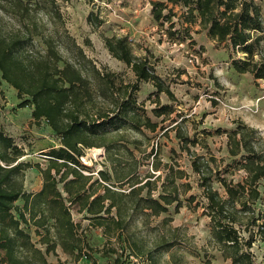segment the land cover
I'll return each mask as SVG.
<instances>
[{"label": "trees", "instance_id": "16d2710c", "mask_svg": "<svg viewBox=\"0 0 264 264\" xmlns=\"http://www.w3.org/2000/svg\"><path fill=\"white\" fill-rule=\"evenodd\" d=\"M168 5L184 10L177 24ZM151 7L155 22L169 24V40H182V31L189 28L184 26L197 25L210 40L227 43L244 56L231 61L237 74L264 83V21L255 0H157ZM86 19L93 30L103 24L94 12ZM102 40L111 57L130 69L133 82L87 57L68 32L57 0H0L1 80L17 92L18 108L31 106L34 123L45 121L59 138V147L42 153L47 162L42 168L20 161L24 151L0 130V264H54L47 255L57 248L75 262L84 258L90 264H98L96 254L112 257L109 264H189L188 256H198L192 237L173 227L171 217L153 225L170 207L175 214L182 208L201 209L208 218L203 264H211L210 250L225 264H264V255L258 261L252 250L256 243L264 245V211L257 208L264 201V138L259 130L243 122L216 130L225 135L232 158L224 164L208 149L210 131L202 130L199 138L190 135L182 121L176 123L170 129L191 173L174 158L164 162L157 149L145 155L142 139L133 135L156 132L159 123L152 117L163 122L174 112L171 105L160 103L161 94L172 102L176 98L156 74L151 56L134 55L126 36ZM141 83L155 89L152 117L138 101ZM88 149H103L109 165L97 178L85 173L80 161ZM134 151L151 158V170L143 176ZM30 168L41 175L36 192L24 189ZM240 172L243 177L234 181ZM193 188L199 194H191ZM19 200L21 206L16 205ZM73 210L88 222L85 229L73 220ZM29 228H34L41 247L32 242ZM87 229L101 231V249L89 245Z\"/></svg>", "mask_w": 264, "mask_h": 264}, {"label": "rangeland", "instance_id": "374dc122", "mask_svg": "<svg viewBox=\"0 0 264 264\" xmlns=\"http://www.w3.org/2000/svg\"><path fill=\"white\" fill-rule=\"evenodd\" d=\"M152 1L157 0H57V3L68 32L97 67H106L127 82L134 81L130 69L111 57L102 40L103 36H126L131 42L134 55H150L156 74L169 85L176 100L172 102L161 94L159 101L162 105H171L174 112L161 122L162 118L156 119L150 115V110L154 108L151 102L155 99V89L151 84H140L138 101L144 104L152 120L159 123L154 133L145 131L143 136L132 134L142 139L145 155L152 149H157L164 162H170L174 158L183 169L191 173L188 157L179 151L178 140L170 129L176 123L183 122V127L190 135L196 134L202 138V130L210 131L212 135L206 138L210 153L217 159H223L224 164L230 163L232 158L227 154L226 137L223 134L217 135L215 131L230 130L238 122H243L259 130L264 138V83L260 80L255 82L249 74H237L231 67V61L234 58L244 59V56L235 54L227 43L210 40L206 32L197 25H183L189 28L187 32L182 31L179 37L182 40H169L166 34L169 24L164 23L161 26L152 18ZM255 2L260 6L264 21V0ZM168 8L176 14L173 22H180L177 17L184 10L171 5ZM90 12L103 20L98 30H93L87 22ZM176 28H179L178 25ZM20 102L17 92L1 80L0 74V130L12 137L15 144L24 151L25 155L20 161L31 165L39 164L45 168L47 162L41 155L51 147H59V138L45 121L34 123L31 117L32 107L18 108ZM167 129L169 130L166 131ZM196 151L199 154L206 153V149L196 148ZM134 154L142 161L139 173L143 176L151 170V158L145 159L138 151H134ZM80 161L87 167L85 173L93 174L94 178H97L98 171L109 170L103 149L86 150ZM242 177L241 172L233 176L234 181H239ZM226 178L230 179L231 176L227 175ZM190 180L195 185L194 176ZM41 182V175L36 169L25 171V191H36ZM59 188L61 189V185ZM214 188L223 193L218 183H214ZM260 190H264V183ZM191 194H199V191L193 188ZM16 205L21 206L22 200L17 201ZM257 208L264 211V201L258 202ZM164 217H171L173 227L184 229L192 237L198 256H188L189 264H203L205 259L202 249L206 247L209 221L202 215V210L192 212L182 208L175 214L173 207H170L166 214L153 221V225L158 224ZM72 218L82 229L87 227L88 222L83 219V215L76 214L75 210L72 211ZM26 232L30 234L32 242L41 247L37 243L38 237L34 228L26 229ZM86 235L91 247L101 249L104 246L105 240L99 229H87ZM42 250L44 251V247ZM252 250L260 261L264 255V245L256 243ZM208 255L211 264H225L217 251L210 250ZM94 257L98 264H109L113 259L100 254ZM163 258L166 259L167 255ZM47 260L54 264H90L84 258L78 262L73 261L60 248L49 253Z\"/></svg>", "mask_w": 264, "mask_h": 264}, {"label": "crops", "instance_id": "0c3cea01", "mask_svg": "<svg viewBox=\"0 0 264 264\" xmlns=\"http://www.w3.org/2000/svg\"><path fill=\"white\" fill-rule=\"evenodd\" d=\"M40 188H41V183H40V185L38 186V188L36 189V191H38ZM36 191H34V192H36Z\"/></svg>", "mask_w": 264, "mask_h": 264}]
</instances>
